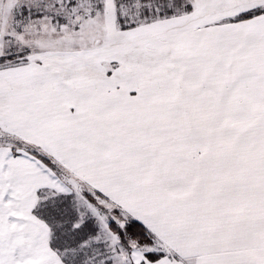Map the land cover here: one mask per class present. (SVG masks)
Segmentation results:
<instances>
[{
	"label": "snow or ice",
	"instance_id": "6c2138e0",
	"mask_svg": "<svg viewBox=\"0 0 264 264\" xmlns=\"http://www.w3.org/2000/svg\"><path fill=\"white\" fill-rule=\"evenodd\" d=\"M0 264H264V0H0Z\"/></svg>",
	"mask_w": 264,
	"mask_h": 264
}]
</instances>
